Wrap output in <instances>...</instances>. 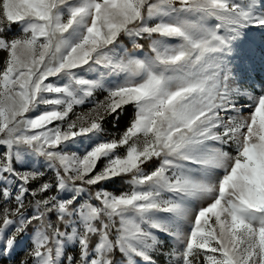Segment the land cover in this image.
I'll return each instance as SVG.
<instances>
[{"label": "snow or ice", "instance_id": "6c2138e0", "mask_svg": "<svg viewBox=\"0 0 264 264\" xmlns=\"http://www.w3.org/2000/svg\"><path fill=\"white\" fill-rule=\"evenodd\" d=\"M256 32L264 0H0V264H264Z\"/></svg>", "mask_w": 264, "mask_h": 264}, {"label": "rangeland", "instance_id": "374dc122", "mask_svg": "<svg viewBox=\"0 0 264 264\" xmlns=\"http://www.w3.org/2000/svg\"><path fill=\"white\" fill-rule=\"evenodd\" d=\"M251 39L256 44V64H257V69L259 70L261 50L264 49V36H262L258 32H256V33L251 35ZM132 112H133V109L131 107H128L126 109V111L124 112V114L120 117V120L118 123L110 118L106 127L114 135L120 133L121 131H123L124 127L127 125L129 119L131 118ZM106 186L110 190H114L117 192L123 190V188L125 187V185H123L120 180H116L115 182L109 183ZM27 246H28V242L26 240H22L21 241V250L18 251L17 256H16L17 260L23 254V252H22L23 248H25Z\"/></svg>", "mask_w": 264, "mask_h": 264}]
</instances>
